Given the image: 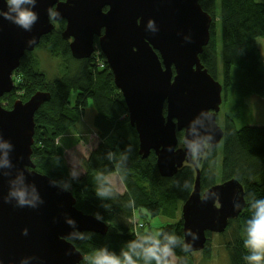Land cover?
<instances>
[{
  "label": "water",
  "instance_id": "95a60500",
  "mask_svg": "<svg viewBox=\"0 0 264 264\" xmlns=\"http://www.w3.org/2000/svg\"><path fill=\"white\" fill-rule=\"evenodd\" d=\"M22 7L37 14L31 30L0 16V98L12 91L21 58L54 30V22L65 21L61 37L73 59H88L96 37L137 133L138 154L146 158L154 152L162 177L186 165L195 170L192 192L181 206L183 244L189 253L202 251L206 233H223L245 207L243 187L235 179L205 191L200 186L196 161L207 148L218 147L224 134L217 123L222 85L199 58L212 18L198 0H36ZM0 13L12 14L6 0H0ZM49 99L48 92L38 91L11 109L0 103V162L6 153L11 165L0 166V264H80L84 257L71 241L82 232L108 230L76 208L70 191L36 171L34 115ZM15 189L24 190L35 207H20L9 195Z\"/></svg>",
  "mask_w": 264,
  "mask_h": 264
},
{
  "label": "trees",
  "instance_id": "16d2710c",
  "mask_svg": "<svg viewBox=\"0 0 264 264\" xmlns=\"http://www.w3.org/2000/svg\"><path fill=\"white\" fill-rule=\"evenodd\" d=\"M198 3L212 18L210 39L199 58L215 80L221 78L222 102L227 100V88L231 87L232 79L237 82V94L244 103L252 96L264 98V59L258 47V39H264V3L255 0H198ZM57 24L63 31L65 21ZM61 33L52 31L43 36L38 45L54 47L61 55L66 67L59 78L48 81L44 73L35 69L28 52L13 74H18L23 82L24 95L15 96L22 102L38 91L50 94V99L34 115L31 159L36 171L70 191L78 210L108 227L105 234L82 232L71 241L84 257L80 264H88L93 251L101 248L121 259L122 253L128 252L137 264H144L141 249L132 244L134 241L143 243L144 237L152 236L147 233L141 237L133 229L132 218L136 212L143 215L142 211L151 217L175 220L161 228L157 239L164 244L168 236H175L176 243L172 245L175 255L169 258L170 261L172 264H191L189 256L193 252L185 250L183 244L181 213L177 219L179 208L192 192L194 168L183 166L172 177H162L156 167L154 152L146 158L138 154L137 133L129 123L122 95L114 85L112 73L100 50L96 49L104 62L103 70L96 68L90 58L73 59L68 42L62 39ZM232 68L237 71L234 77ZM72 94L74 100L71 102ZM15 97L4 95L0 102L8 100L9 108L6 109H11L19 100ZM90 107L95 111L93 127L99 143L81 164L84 174L72 177L65 161L64 147L57 141L77 131ZM222 128L224 134L218 147L207 148L196 161L201 190L235 179L243 187L245 207L237 218L229 220L223 233H206L203 255L209 259L211 239L218 237L228 264H248L244 257L250 253L244 247V240L247 238V221L255 211L251 204L264 199V126L236 129L234 119L226 116ZM177 138L181 146V132H177ZM111 174L120 177L124 193H116L109 186L106 178ZM105 188L110 189L109 195L98 196L97 190Z\"/></svg>",
  "mask_w": 264,
  "mask_h": 264
},
{
  "label": "rangeland",
  "instance_id": "374dc122",
  "mask_svg": "<svg viewBox=\"0 0 264 264\" xmlns=\"http://www.w3.org/2000/svg\"><path fill=\"white\" fill-rule=\"evenodd\" d=\"M255 1L264 3V0ZM217 8H219L218 1ZM53 31L55 33L58 32V34L59 32H62L58 24H55V28ZM258 47L260 49L261 57L262 59H264V39H258ZM96 49L99 50L97 47ZM96 49L89 58L92 60L93 65L96 68H98L99 70H103L104 62L100 58V54ZM54 50V47L51 48L50 46L42 45L40 47H36L30 53L35 69H37L40 73H44L48 81L59 78L62 75L64 68L66 67V63L63 62L61 55L56 50ZM231 73L234 77V75L237 74L236 69L232 68ZM12 77L15 79V82H13L12 91L6 95L12 94L14 97L23 96L24 89L21 88V84L23 83L21 81V77L18 74H12ZM217 81L222 84L220 77H218ZM231 83V87L227 88V100L222 102L220 105V110L217 115L218 125L222 128L225 117L231 116L234 119V125L236 129H240L244 126H264V99L252 96L249 97L246 100L247 102L244 103V100L238 97L237 93L239 92V90L237 88V82L235 81V79H232ZM15 98L21 100L19 97ZM73 100L74 95L72 94L70 101L72 102ZM1 104L4 108H9L8 100L5 99V101H1ZM90 110L93 112L92 115L90 114ZM94 117L95 111L90 107L85 111L82 117V123L78 126L77 131L71 132L57 141L59 145L64 147L65 161L72 177L78 178L84 174V170L81 164L89 157L90 153L99 143L96 130L93 127ZM106 181L116 193H124L122 181L117 174L109 175L106 178ZM142 213L143 215H140V213L136 212L134 218H132L134 224L133 229L135 228L137 230V233L141 237H143V235L147 233H150L152 236L156 235L157 233L159 234L162 227L175 222V220H169L161 216L151 217L145 211H142ZM180 213L181 208H179L177 220H179L180 218ZM141 224H143L144 227L142 229H139L138 227ZM203 250L199 252H193L191 254V257L189 256V262H191V264H228L227 254L223 250L218 237H213L211 239V243L208 248L209 259L205 258V256L203 255Z\"/></svg>",
  "mask_w": 264,
  "mask_h": 264
},
{
  "label": "clouds",
  "instance_id": "9594fccd",
  "mask_svg": "<svg viewBox=\"0 0 264 264\" xmlns=\"http://www.w3.org/2000/svg\"><path fill=\"white\" fill-rule=\"evenodd\" d=\"M36 0H6L10 13H0V16L15 23L16 25L24 28L25 30H31L32 25L37 20V14L30 8H24L22 5L31 4L34 5ZM51 16L57 15L52 9H49ZM149 27H152V21H149ZM31 43V41H30ZM4 147H10L4 145ZM2 167H11L10 162L7 159V154H4V159L0 162ZM110 189L97 190V195L104 197L108 196ZM9 195L16 199L17 204L20 207L25 205L35 207V204L31 200L26 199V193L22 189H15L10 191ZM7 202V201H5ZM239 208V205L235 206V209ZM251 208L255 211L250 220L247 221L246 234L247 238L244 240V247L248 249L249 255L244 259L248 264H264V199H258L251 204ZM24 234H27V230H24ZM196 239L194 233H189ZM154 236L144 237L143 243L136 241L132 242L141 249V258L144 260V264H150V261H155V264H172L170 257L175 254L173 252L172 245L176 243L175 236H168L167 242L161 244L160 240ZM132 244L129 247H132ZM190 246H185V250ZM123 259L117 257L114 253L108 252L106 249L101 248L94 250L89 257L88 264H137L136 260H133L132 256L128 252L122 253Z\"/></svg>",
  "mask_w": 264,
  "mask_h": 264
},
{
  "label": "flooded vegetation",
  "instance_id": "af4514ba",
  "mask_svg": "<svg viewBox=\"0 0 264 264\" xmlns=\"http://www.w3.org/2000/svg\"><path fill=\"white\" fill-rule=\"evenodd\" d=\"M60 21H62V20H60ZM60 21H58V22H60ZM64 21V20H63ZM58 22H54V26H55V24H57ZM95 43H97V38L95 37L94 38V45H95ZM222 89H223V87H222Z\"/></svg>",
  "mask_w": 264,
  "mask_h": 264
},
{
  "label": "bare ground",
  "instance_id": "6f19581e",
  "mask_svg": "<svg viewBox=\"0 0 264 264\" xmlns=\"http://www.w3.org/2000/svg\"><path fill=\"white\" fill-rule=\"evenodd\" d=\"M1 103V102H0ZM91 114V113H90ZM144 227V225L142 224L141 227H138L139 229H142ZM136 233H137V230L135 229ZM138 234V233H137Z\"/></svg>",
  "mask_w": 264,
  "mask_h": 264
},
{
  "label": "built area",
  "instance_id": "2783aa9c",
  "mask_svg": "<svg viewBox=\"0 0 264 264\" xmlns=\"http://www.w3.org/2000/svg\"><path fill=\"white\" fill-rule=\"evenodd\" d=\"M141 226H142V224L139 227H141Z\"/></svg>",
  "mask_w": 264,
  "mask_h": 264
},
{
  "label": "crops",
  "instance_id": "0c3cea01",
  "mask_svg": "<svg viewBox=\"0 0 264 264\" xmlns=\"http://www.w3.org/2000/svg\"><path fill=\"white\" fill-rule=\"evenodd\" d=\"M261 99H264V98H261Z\"/></svg>",
  "mask_w": 264,
  "mask_h": 264
}]
</instances>
